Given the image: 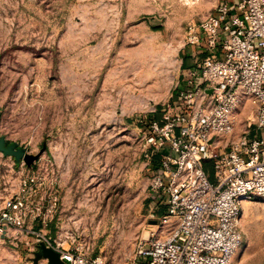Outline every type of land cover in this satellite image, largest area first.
Instances as JSON below:
<instances>
[{
  "label": "rangeland",
  "instance_id": "1",
  "mask_svg": "<svg viewBox=\"0 0 264 264\" xmlns=\"http://www.w3.org/2000/svg\"><path fill=\"white\" fill-rule=\"evenodd\" d=\"M222 2L0 0V137L38 156L0 162L47 161L61 176L62 213L46 228L30 221L34 231L106 264L138 263L166 212L149 197L146 128L177 105L190 28ZM250 109L226 142L248 133ZM242 232L230 264H264V198L244 204ZM11 234L0 264H49L35 236Z\"/></svg>",
  "mask_w": 264,
  "mask_h": 264
},
{
  "label": "built area",
  "instance_id": "2",
  "mask_svg": "<svg viewBox=\"0 0 264 264\" xmlns=\"http://www.w3.org/2000/svg\"><path fill=\"white\" fill-rule=\"evenodd\" d=\"M187 39L203 56L175 93L177 105L146 128L149 197L166 212L139 241L137 264H230L243 244L244 204L264 198V0L223 1ZM246 99L253 108L249 131L226 142ZM60 183L51 162L32 170L0 162V239L15 230L54 248L67 264H106L56 240L54 246L28 225L38 221L46 228L60 216Z\"/></svg>",
  "mask_w": 264,
  "mask_h": 264
},
{
  "label": "water",
  "instance_id": "3",
  "mask_svg": "<svg viewBox=\"0 0 264 264\" xmlns=\"http://www.w3.org/2000/svg\"><path fill=\"white\" fill-rule=\"evenodd\" d=\"M0 152L15 157L18 162L24 159L29 166H32L33 162L38 158V156L28 154L18 144L8 143L4 137H0ZM156 223V221H153L154 225ZM38 256L47 260L49 264H67L61 259L59 252L45 244L38 245Z\"/></svg>",
  "mask_w": 264,
  "mask_h": 264
},
{
  "label": "crops",
  "instance_id": "4",
  "mask_svg": "<svg viewBox=\"0 0 264 264\" xmlns=\"http://www.w3.org/2000/svg\"><path fill=\"white\" fill-rule=\"evenodd\" d=\"M223 1H229L231 3H234L237 0H223ZM202 51H203L202 47L196 48L194 46H190L189 48H187L186 52L183 54L184 65H183V71H182V76H181L182 82H180L182 83V85H180L178 89L182 88L184 84L186 83V80L189 77V72L194 67L196 59L202 58L203 56ZM147 171H148V168H147ZM151 205L154 206L153 203Z\"/></svg>",
  "mask_w": 264,
  "mask_h": 264
},
{
  "label": "bare ground",
  "instance_id": "5",
  "mask_svg": "<svg viewBox=\"0 0 264 264\" xmlns=\"http://www.w3.org/2000/svg\"><path fill=\"white\" fill-rule=\"evenodd\" d=\"M185 5H188V4H185ZM165 57V56H164ZM160 60V59H159ZM154 62V61H153ZM157 64V63H156ZM151 71V69H150ZM151 81V80H149ZM153 82V81H152ZM250 107L252 108V104L250 103L249 100H244L241 104H240V107L238 108V110H236L234 112V115H233V121L235 123V128L237 127V123H238V120H239V115H241L243 112H246L247 110L250 109ZM252 110V109H250Z\"/></svg>",
  "mask_w": 264,
  "mask_h": 264
}]
</instances>
